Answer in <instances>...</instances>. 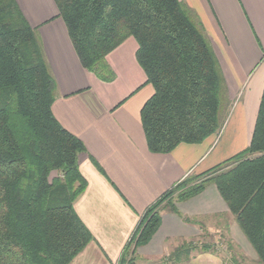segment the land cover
I'll use <instances>...</instances> for the list:
<instances>
[{
	"label": "trees",
	"instance_id": "trees-1",
	"mask_svg": "<svg viewBox=\"0 0 264 264\" xmlns=\"http://www.w3.org/2000/svg\"><path fill=\"white\" fill-rule=\"evenodd\" d=\"M83 66L108 71L107 56L129 37L154 94L141 111L150 151L200 144L222 128L224 77L203 29L180 0H55ZM57 85L37 30L16 0H0V264H70L93 240L74 203L87 187L84 142L55 117ZM215 184L264 264V90L249 144L185 178L144 214L118 264L161 225L160 205ZM134 240V242H133ZM132 245L133 248H132ZM191 251L185 245L171 259Z\"/></svg>",
	"mask_w": 264,
	"mask_h": 264
},
{
	"label": "crops",
	"instance_id": "crops-1",
	"mask_svg": "<svg viewBox=\"0 0 264 264\" xmlns=\"http://www.w3.org/2000/svg\"><path fill=\"white\" fill-rule=\"evenodd\" d=\"M16 1L37 30L57 85L53 113L86 146L79 164L87 187L74 207L93 240L70 264H118L152 205L188 175L231 157L242 130L251 137L264 90V0H180L211 42L224 90L236 103L227 129L232 140L223 144L213 134L166 154L147 144L141 111L154 88L137 60L136 39L129 37L107 56L108 71L101 76L81 63L55 0ZM160 214L157 232L135 251L136 264H233L230 241L247 247L215 184L166 202ZM191 241H201L202 249L189 246L188 256L175 263L172 253Z\"/></svg>",
	"mask_w": 264,
	"mask_h": 264
},
{
	"label": "rangeland",
	"instance_id": "rangeland-1",
	"mask_svg": "<svg viewBox=\"0 0 264 264\" xmlns=\"http://www.w3.org/2000/svg\"><path fill=\"white\" fill-rule=\"evenodd\" d=\"M235 103H236L235 100H232L230 98V95L224 90V84H223L222 106H221V111H220V119H221V122H222V128H221V130L218 133H216V134L220 135L219 139L222 137L221 138V143H223V144H225L228 141L232 140L231 139V135L228 134V132H227V129H228L229 125H231V124L233 125V123H234L233 119L231 120V118H232L233 112L235 110V105H234ZM222 131H223V133L220 134ZM241 133L244 134V137L239 140V142L237 143V145L235 147H231L230 148V150L228 151L227 156H232V155L236 154L237 152L241 151L244 147H246V144L248 143V139L250 137V131H248V129L245 128L244 130L241 131ZM220 147H222L221 144H220ZM193 176H196V174H191V175H188L187 177H193ZM180 192H181L180 190H177L171 197H169L165 202H163L160 205L159 209L163 208V206L165 205L166 202L168 204H170V203H173L176 200H179L178 196H179ZM228 239L231 240V238H227V240ZM246 240H247V238H246ZM133 242H134V240H133ZM200 242L201 241H199V242L191 241V242H188L190 244L187 245V246H191V248L193 250H195V248L198 245L200 247L202 246L201 245L202 243H200ZM247 242H248V240H247ZM196 243H198V245ZM133 246L134 245H132V248H133ZM200 247H199V250L202 249V247L201 248ZM230 247L232 248L230 255H231V260L234 261L233 264H261L258 261V257H257L253 247L251 246V244L249 242H248L247 247H246V246H243V245H241L239 243L236 244V243L230 241Z\"/></svg>",
	"mask_w": 264,
	"mask_h": 264
}]
</instances>
